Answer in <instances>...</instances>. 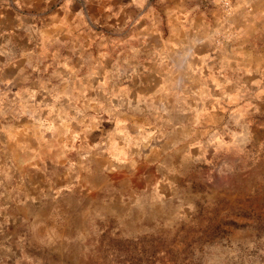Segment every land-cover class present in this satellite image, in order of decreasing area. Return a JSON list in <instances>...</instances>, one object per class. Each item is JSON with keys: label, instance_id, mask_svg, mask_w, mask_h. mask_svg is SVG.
Instances as JSON below:
<instances>
[{"label": "rangeland", "instance_id": "374dc122", "mask_svg": "<svg viewBox=\"0 0 264 264\" xmlns=\"http://www.w3.org/2000/svg\"><path fill=\"white\" fill-rule=\"evenodd\" d=\"M0 264H264V0H0Z\"/></svg>", "mask_w": 264, "mask_h": 264}, {"label": "clouds", "instance_id": "9594fccd", "mask_svg": "<svg viewBox=\"0 0 264 264\" xmlns=\"http://www.w3.org/2000/svg\"><path fill=\"white\" fill-rule=\"evenodd\" d=\"M32 98L34 99L35 98V93L32 94ZM57 100L60 99V97H56ZM122 102L120 104V108H123L124 107V102H123V98H121ZM129 104V107H131V104L130 102H128ZM104 111H107L109 113V116H110V120L111 119H114V113H116L117 111H119L118 108H115V107H109L107 109H104ZM80 116H84V113L83 112H80L79 113ZM92 120L94 121H97V120H100L101 117L100 116H96V117H91ZM39 123V121H38ZM237 123H239V121H237ZM93 128L101 131L102 133V142L101 144L97 145L96 147L98 148H102L103 147V140L104 139H107L109 141H115L116 137H117V134H119L120 136H126V133H122L120 132L119 130V127L114 130V131H111V132H108L106 134H104V130L101 128L100 124L99 123H94ZM48 130H51V129H48ZM86 131H90V129H86ZM244 134L243 133H237V134H232V139H233V146L235 147H239L240 144H243L245 141L243 139H240L239 142L238 141V137H242ZM134 138L132 137H127L126 140H125V151L127 150V144L132 141ZM216 140H217V134L216 133H212V135L209 137L208 141L206 142V145L207 146H212L213 144L216 143ZM134 147H143L144 146V138L141 137L140 139H137L135 144L133 145ZM112 147H115V143H113ZM125 161H121V163H124ZM132 167H135V164H132ZM249 249L253 248L254 245L252 244H249L248 245ZM193 259H195V256H193Z\"/></svg>", "mask_w": 264, "mask_h": 264}]
</instances>
